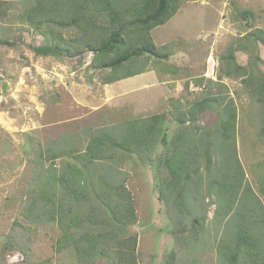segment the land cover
Listing matches in <instances>:
<instances>
[{"label":"rangeland","instance_id":"374dc122","mask_svg":"<svg viewBox=\"0 0 264 264\" xmlns=\"http://www.w3.org/2000/svg\"><path fill=\"white\" fill-rule=\"evenodd\" d=\"M3 1L15 4L9 16L0 18V37L15 47L0 46V264L72 263L70 252L53 250L60 234L55 223L24 217L42 171L51 175L68 159H47L48 152L75 145L84 149L92 130L160 113L167 115L166 134L171 138L176 133L170 115L173 104L188 106L204 97L213 98L220 104L217 108L225 104L235 108V146L242 178L235 209L227 218L222 215L217 190L208 188L211 179L200 170V188L188 197L192 213L204 215L205 229L186 250L175 244L173 212L170 215L160 195L168 176L153 161L162 152L161 146L151 158L135 155L105 162L97 174L118 175L133 198L137 221L129 231L137 236L139 264H164L171 250H177L176 264H219V237L234 232L232 224L242 215L247 225L264 217V139L258 136L264 124V100L226 59L234 48L236 65L246 71L251 66L258 80L264 78V43L255 45L258 58L239 47L247 32L264 31V0H180L176 14L151 31L154 44L169 53L168 59L143 58L149 74L107 85L102 84L105 73L91 66L90 53L65 58L35 55L29 46L43 44L45 36L16 16L29 1ZM245 10L253 15L244 20L240 14ZM218 122L219 112L208 109L195 125L202 133ZM215 144L214 178L222 164L216 140ZM193 197L197 200L192 201ZM183 222L189 226L187 219ZM250 227L264 230L262 223ZM4 247L8 250L3 257Z\"/></svg>","mask_w":264,"mask_h":264},{"label":"trees","instance_id":"16d2710c","mask_svg":"<svg viewBox=\"0 0 264 264\" xmlns=\"http://www.w3.org/2000/svg\"><path fill=\"white\" fill-rule=\"evenodd\" d=\"M25 10L16 16L33 30L45 36V42L29 48L38 56L57 58L92 54L91 66L102 73V84H112L149 71L143 58L168 59L169 53L158 48L151 31L165 25L177 12L180 0H28ZM15 3L0 0V18H6ZM249 10L240 16H252ZM65 32H74V37ZM240 49L254 58L257 43H264V31L247 32ZM0 46L14 48V43L0 37ZM228 53V64L258 89L264 100V78L257 79L251 71L236 65L234 52ZM251 63V62H250ZM211 101L213 104H211ZM201 98L188 106L173 104L170 112L176 133L168 138L165 113L135 118L110 129L90 131L84 149L60 147L47 154V159L68 157L49 175L42 171L37 193L32 196L24 217L33 222L55 223L60 231L53 243L56 254L71 253V264H139L137 236L129 231L137 221L133 198L118 175L104 178L97 169L105 162L133 158H151L164 169L168 178L160 195L173 212L171 234L178 248L187 249L205 229L204 215H195L189 194L200 188V170L211 179L208 188L217 190L222 200V215L235 209V198L241 184L242 171L235 146L236 113L233 105ZM208 109L219 112L215 128L202 130L195 125ZM264 123V122H262ZM198 132V133H197ZM258 136L264 139V124ZM221 159L220 173L214 178L212 156L216 148ZM214 167V168H212ZM193 197L192 201H196ZM192 204V202H191ZM183 219L189 221L187 226ZM243 215L233 223V232L226 231L217 240L219 264H264V230L253 231L252 224H264V217L245 223ZM193 246V245H192ZM14 248V247H13ZM10 248L9 250H13ZM192 248V247H189ZM6 247L3 250L5 255ZM181 250V248H179ZM177 250L165 255L164 264H176Z\"/></svg>","mask_w":264,"mask_h":264},{"label":"crops","instance_id":"0c3cea01","mask_svg":"<svg viewBox=\"0 0 264 264\" xmlns=\"http://www.w3.org/2000/svg\"><path fill=\"white\" fill-rule=\"evenodd\" d=\"M149 72L150 71H147V72H145V73H143V74H149ZM143 74H141V75H143ZM154 76V75H153ZM127 79H130V78H127ZM123 81V80H122Z\"/></svg>","mask_w":264,"mask_h":264}]
</instances>
